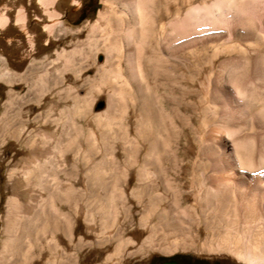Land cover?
<instances>
[{
    "label": "rangeland",
    "instance_id": "rangeland-1",
    "mask_svg": "<svg viewBox=\"0 0 264 264\" xmlns=\"http://www.w3.org/2000/svg\"><path fill=\"white\" fill-rule=\"evenodd\" d=\"M46 1L0 0V251L15 178L11 173L17 169L22 180L23 163L30 157L36 169L44 165L43 184L50 188L21 184L19 218L28 203L39 212L52 208L53 198L66 228L54 239L48 233L47 241L60 245L55 252L37 236L34 256L16 264H159L173 256H186L191 264H264V232L256 212L242 215L231 192L206 194L198 178L194 181L191 165L202 155L190 132L175 138L179 124L170 125L172 103L166 107L170 140L161 164H144L154 177L142 179L143 184L138 179L150 143L142 139V126L136 128L133 106L139 102L132 98L133 82L101 71L108 26L99 14L121 12L120 0ZM158 3L157 27L144 44L145 49L175 51L163 61L172 79L165 78L166 69L157 79L141 77L143 91L157 85L164 94L178 82L203 98L207 86L202 81L217 75L220 62L243 59L251 72L254 49H264V0ZM16 16L26 23L21 29L14 25ZM2 18L10 20L7 28ZM135 37L143 45L139 31ZM224 71L234 91L243 72ZM226 103L234 104L231 99ZM69 186L74 192H68ZM133 188L137 193H131ZM150 188L153 208L144 193ZM12 259L0 264H12Z\"/></svg>",
    "mask_w": 264,
    "mask_h": 264
},
{
    "label": "bare ground",
    "instance_id": "bare-ground-1",
    "mask_svg": "<svg viewBox=\"0 0 264 264\" xmlns=\"http://www.w3.org/2000/svg\"><path fill=\"white\" fill-rule=\"evenodd\" d=\"M51 1L47 0L46 2ZM135 1L136 5L133 0H120L121 12L114 11L112 14L100 12L99 18L106 20L108 26V36L105 37V42L101 43L106 50V59L101 65V71L104 74L115 72L114 75L117 79L123 77L128 83L129 81L133 82V84L131 83L134 86H131L134 94L132 98L139 102L137 108L133 106V114L138 117L136 118V128L139 125L142 126L141 130L144 132L142 139L145 143H150L147 153L143 156L144 163L138 171V179L145 180L154 177L153 171L144 164H156L161 159L162 153L165 154L167 150L170 140L168 128L170 127L167 128L166 107L172 103L175 118H171L170 125L178 128L179 124L175 138L179 139L180 135L186 131L190 132L202 155L200 159L196 157L191 165L194 181L195 178H198L199 186L203 187L204 193L212 191L222 195L231 192L240 214L245 215L250 210L255 211L258 218L257 225L262 227L264 232V49H254L255 62L251 72H248L249 66L242 61L243 59H235V61L232 58L235 61L234 64H229L226 61L220 62L217 75L214 78L205 77L202 81V84L207 86L205 94L202 95L203 98L200 96L201 94H197V90L182 87L178 82L171 83L164 94L158 91L155 84V86H150L148 92H145L140 83L141 77L148 80L151 74L157 79L160 70L166 69L165 78L172 79L169 77V69L163 65V61H167L173 56L175 51L163 52L160 49H145L144 43L147 41L148 33L157 27L161 8L158 6V0ZM137 31L140 32L141 40H139L143 44L141 46L136 43ZM124 43L125 48L123 49ZM95 44L97 46L99 41ZM135 44L139 45L140 49H135V47L138 48L134 46ZM122 59L124 60L125 75L123 74L125 73L124 69H122ZM228 67H234L239 74L243 72L240 82L235 84L234 91L226 85L227 78L224 75V70H227ZM114 75L112 76L114 77ZM249 84L252 85V89ZM195 97H198L197 100H192ZM225 98L228 101L231 99L234 106L230 107ZM210 104H213L214 110L211 109ZM145 126H148V129ZM164 133H166L165 137ZM131 142L134 144L132 140ZM178 150L177 144L173 150L176 156ZM154 154L157 156H155V160H152ZM131 157L135 161L136 152L131 154ZM32 159L28 157L23 163L25 168L22 180L16 176L17 169L11 173L15 178L11 183L12 194L7 202L5 239L2 242L0 261L13 258L12 264H16L20 258L24 261L30 260L34 256L33 246L35 243L33 245L32 240H36L37 236L42 235L47 241L48 233H50L51 239H54L53 236L57 232L66 228L64 214L53 203V198L52 208L44 207L39 212H35L32 209L34 206L32 207L28 203L26 214L22 219L19 218L20 208L24 207L20 204L18 194L21 190L25 192L23 188L21 189V184L30 188L38 183L39 188L47 190L50 188L43 184L44 165L41 164L40 168L36 169L32 164ZM132 162H130L131 165ZM38 176H40L39 181L36 179ZM207 182H209L208 185H206ZM167 185L170 187L169 182ZM145 186L142 185V188L145 189ZM152 188L144 192L149 195L150 208L155 206L153 205L155 201L152 197ZM137 189L133 188L131 193H137ZM57 190L55 188L53 191ZM67 190L72 193L75 188L69 186ZM67 228L69 227L67 226ZM47 242L46 245L52 252L60 248L57 240H54L53 243L50 240Z\"/></svg>",
    "mask_w": 264,
    "mask_h": 264
},
{
    "label": "crops",
    "instance_id": "crops-1",
    "mask_svg": "<svg viewBox=\"0 0 264 264\" xmlns=\"http://www.w3.org/2000/svg\"><path fill=\"white\" fill-rule=\"evenodd\" d=\"M2 21H3V26L5 27V28H7L8 26H9V21L7 20V19H4V18H2ZM26 25V23H25V21L22 19V17H18V16H16V18L14 19V25L15 26H19L18 28L19 29H21L22 28V25ZM23 30V29H22Z\"/></svg>",
    "mask_w": 264,
    "mask_h": 264
},
{
    "label": "water",
    "instance_id": "water-1",
    "mask_svg": "<svg viewBox=\"0 0 264 264\" xmlns=\"http://www.w3.org/2000/svg\"><path fill=\"white\" fill-rule=\"evenodd\" d=\"M159 264H180V263L175 259H169V260L162 261Z\"/></svg>",
    "mask_w": 264,
    "mask_h": 264
},
{
    "label": "flooded vegetation",
    "instance_id": "flooded-vegetation-1",
    "mask_svg": "<svg viewBox=\"0 0 264 264\" xmlns=\"http://www.w3.org/2000/svg\"><path fill=\"white\" fill-rule=\"evenodd\" d=\"M185 259H189V258L186 257V256H184L183 258L178 257V258H176L175 260H177L180 264H191V263L185 261ZM194 264H195V263H194Z\"/></svg>",
    "mask_w": 264,
    "mask_h": 264
},
{
    "label": "trees",
    "instance_id": "trees-1",
    "mask_svg": "<svg viewBox=\"0 0 264 264\" xmlns=\"http://www.w3.org/2000/svg\"><path fill=\"white\" fill-rule=\"evenodd\" d=\"M98 7L95 8V10L97 9ZM177 256H173V257H168V258H162V261H165V260H169V259H176Z\"/></svg>",
    "mask_w": 264,
    "mask_h": 264
}]
</instances>
